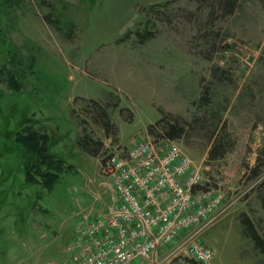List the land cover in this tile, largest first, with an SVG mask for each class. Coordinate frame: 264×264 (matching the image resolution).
<instances>
[{"label":"rangeland","instance_id":"rangeland-1","mask_svg":"<svg viewBox=\"0 0 264 264\" xmlns=\"http://www.w3.org/2000/svg\"><path fill=\"white\" fill-rule=\"evenodd\" d=\"M218 1L0 0V264L58 263L85 249L78 220L114 197L99 160L162 141L165 114L185 123L171 141L200 165L201 188L225 194L199 241L221 264H264L244 222L264 241V1L237 0L229 15ZM87 100L106 105L110 135ZM23 129L45 135L62 161L50 185L22 164ZM85 134L102 155L76 145ZM214 142L224 153L211 158Z\"/></svg>","mask_w":264,"mask_h":264},{"label":"built area","instance_id":"built-area-1","mask_svg":"<svg viewBox=\"0 0 264 264\" xmlns=\"http://www.w3.org/2000/svg\"><path fill=\"white\" fill-rule=\"evenodd\" d=\"M98 166L113 204L78 220L85 249L45 264H221L199 233L225 210V194L201 188L200 165L174 141H135Z\"/></svg>","mask_w":264,"mask_h":264},{"label":"trees","instance_id":"trees-1","mask_svg":"<svg viewBox=\"0 0 264 264\" xmlns=\"http://www.w3.org/2000/svg\"><path fill=\"white\" fill-rule=\"evenodd\" d=\"M236 1L237 0H219V11L228 15L232 14L236 6ZM136 35L139 36L141 39L140 41H144L145 38H148L147 36H149V33L146 34V37L139 32H136ZM6 54H9L8 51ZM10 57L12 58V55H10ZM6 59L9 60V57L6 56ZM1 70L3 69L1 68ZM86 102L85 108L89 111L92 120L102 128L106 136L116 130L109 117L106 105L103 106L101 102L95 100H87ZM155 124L157 125L155 131L156 135L168 140L179 139L184 135L186 130L185 123L171 114L162 115ZM154 125L148 126L147 129L149 134L153 133L152 128ZM32 132L33 131H26L24 129L21 130L20 133L22 136L19 139L16 138L17 140L15 141L20 143V145H17L15 149H18L19 153H21L20 157L22 158V164L26 166V170L32 169L31 173H28L29 176L32 178L39 177L43 185H50L53 183L52 177L57 178L62 166V161L48 153L45 135H37L35 132ZM76 145L90 156L96 157L103 154V142L99 139H93L87 134L79 136ZM223 153L224 149L220 147L217 142H214L210 150L211 158L221 156ZM244 222L246 224L245 228L248 236L254 241L255 245L259 246L260 250L264 252V241L257 234L248 219H245Z\"/></svg>","mask_w":264,"mask_h":264},{"label":"crops","instance_id":"crops-1","mask_svg":"<svg viewBox=\"0 0 264 264\" xmlns=\"http://www.w3.org/2000/svg\"><path fill=\"white\" fill-rule=\"evenodd\" d=\"M132 144V143H131ZM130 144V145H131ZM103 184H105L106 186L108 185V183L106 182V181H104V182H102ZM108 187H109V190H110V192H112V190H111V188H110V186L108 185ZM113 202H114V197H113ZM113 204V203H112Z\"/></svg>","mask_w":264,"mask_h":264}]
</instances>
